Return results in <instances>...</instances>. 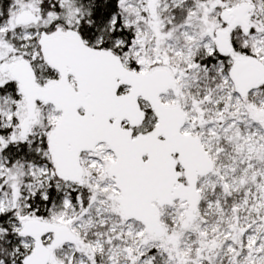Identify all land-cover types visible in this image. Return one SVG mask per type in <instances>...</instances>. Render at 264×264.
<instances>
[{
	"label": "snow or ice",
	"instance_id": "1",
	"mask_svg": "<svg viewBox=\"0 0 264 264\" xmlns=\"http://www.w3.org/2000/svg\"><path fill=\"white\" fill-rule=\"evenodd\" d=\"M0 264H264V0H0Z\"/></svg>",
	"mask_w": 264,
	"mask_h": 264
}]
</instances>
